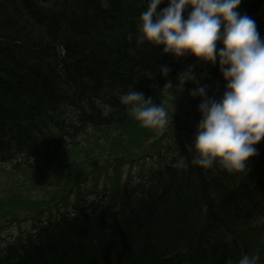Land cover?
<instances>
[{
	"label": "trees",
	"instance_id": "trees-1",
	"mask_svg": "<svg viewBox=\"0 0 264 264\" xmlns=\"http://www.w3.org/2000/svg\"><path fill=\"white\" fill-rule=\"evenodd\" d=\"M146 8L147 0H0V160L90 130L103 135H91L93 145L117 158L102 197L9 247L0 264H235L256 252L264 264V227L247 212L264 190V139L243 172L191 165L186 133L200 119L197 99L153 145L157 164L145 163L152 152L133 155L159 129L141 127L122 93L134 89L154 102L179 88L183 108L195 85L178 75L189 66L208 94L224 83L218 65L137 44ZM237 10L264 38V0H242ZM165 65L167 77L159 71ZM181 157L187 170L178 167ZM133 158L143 162L142 180L122 184L121 168Z\"/></svg>",
	"mask_w": 264,
	"mask_h": 264
},
{
	"label": "clouds",
	"instance_id": "clouds-1",
	"mask_svg": "<svg viewBox=\"0 0 264 264\" xmlns=\"http://www.w3.org/2000/svg\"><path fill=\"white\" fill-rule=\"evenodd\" d=\"M242 0H147L139 16L137 44L162 48L177 59L194 57L199 63L217 66L224 81L219 97H209L192 66L179 73L178 81L192 82L191 98H199L200 119L188 145L190 164L202 169L218 165L243 172L256 156L255 145L264 139V38L255 21L237 9ZM166 7L158 11L161 4ZM219 45V47H218ZM167 77V65L159 69ZM169 84L165 85L168 87ZM141 127L163 129L172 121L162 105L130 89L119 96ZM184 157L178 167L187 170ZM259 252L242 254L235 264H260ZM225 264H233L231 259Z\"/></svg>",
	"mask_w": 264,
	"mask_h": 264
},
{
	"label": "rangeland",
	"instance_id": "rangeland-1",
	"mask_svg": "<svg viewBox=\"0 0 264 264\" xmlns=\"http://www.w3.org/2000/svg\"><path fill=\"white\" fill-rule=\"evenodd\" d=\"M218 87L215 88V90ZM174 91V94L168 93L164 98H163V103L162 106L166 108L167 112H168V116L169 119L171 120L172 117H174L175 115H185V113L179 111L180 110V105L178 104V102L176 101V95L179 93V88H176ZM186 108V104L185 107ZM173 122V118L171 123ZM170 123V124H171ZM169 124V126H171ZM169 127H166V129ZM190 131V130H189ZM188 131V132H189ZM164 131H161L159 134L161 135ZM81 139V142L83 140L86 139V137L83 138H78V140ZM69 158L68 160L70 162H80V161H88L89 158L87 157V155L85 153H78V152H69ZM89 162V161H88ZM32 163H33V168H38V169H43V162L41 158H32ZM139 165V164H137ZM136 168L133 170L132 172V176L134 177V179L136 181L139 180V177H137L138 173H140V171L142 170V166H137ZM92 167V166H90ZM140 167V169H139ZM87 170H89V166L86 167ZM3 170L5 171V173L3 172ZM12 167L10 166H6V167H0V197H3L4 199L9 198L8 196L10 194H15V196H17L16 194H18V192H24V190H26L25 188H28L29 193L27 195H25V198H30V199H42L45 201H51L54 199L56 192L58 190V185H52L50 184L51 179L45 181L44 186H39L33 190H30V185L29 182L25 181L21 176H11L12 173ZM125 177L123 179V182L126 181V176L129 175L130 173V169L129 168H125ZM44 173V171L41 173V175ZM14 183L16 184V186L13 188ZM30 184L31 186H34L32 181L30 180ZM23 187V188H22ZM91 200V199H89ZM51 207H53V205H51ZM69 213L72 212L71 206L68 207V209H65V211H67ZM50 214V212H47L46 215H44V217L47 218V216ZM53 214H55V209H53ZM27 215L23 214L20 219L19 222L16 225H11V226H7L4 227V234L0 235V248H4L7 244L8 241L11 240L12 237H17L19 236L22 232H25V236L28 232H33L34 228H33V224H35L34 221H32L29 216L26 217ZM23 222V223H21ZM21 223V224H20Z\"/></svg>",
	"mask_w": 264,
	"mask_h": 264
}]
</instances>
